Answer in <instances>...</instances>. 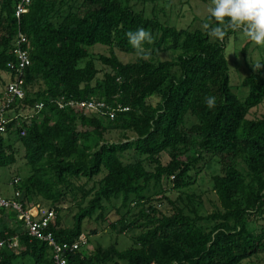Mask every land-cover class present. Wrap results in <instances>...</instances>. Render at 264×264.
Here are the masks:
<instances>
[{
    "label": "trees",
    "instance_id": "1",
    "mask_svg": "<svg viewBox=\"0 0 264 264\" xmlns=\"http://www.w3.org/2000/svg\"><path fill=\"white\" fill-rule=\"evenodd\" d=\"M138 1L82 0L76 5L78 0H31L18 18L19 0H0V75L12 74L8 64L17 58L11 47L21 31L32 60L24 103L33 108L38 101L46 102L40 116L30 122L13 120L0 134V168L9 169L18 160L16 143L7 144L16 132L29 169L25 176L13 174V197L1 196L24 210H55L46 231L69 245L66 264H242L264 253V226L260 231L251 226L253 219H264V115L252 116L264 103V69L250 67L239 84L248 89L242 98L231 82L226 52L229 38L244 32L242 28L226 26L225 36L216 38L206 28L170 24L159 15L158 0H140L155 3L152 14L138 10ZM191 2L181 0L178 12L184 14ZM209 15L204 22L217 26ZM140 27L153 37L144 45L147 58L126 35ZM97 44L109 47L111 54H92L90 48ZM116 50L136 59L124 62ZM165 53L169 58L162 59ZM98 61L106 68L100 70ZM60 96L93 97L130 109L112 119L77 107L60 108L51 101ZM210 96L216 98L214 108L206 104ZM154 99H159L156 105ZM114 130L124 139L111 142L108 134ZM129 151L140 160L125 162ZM206 154L217 156L223 165V172L213 178L220 205L205 215L195 202L202 197L189 195L188 214L168 196L167 184L173 182L170 190L193 185V171ZM119 199L121 207L115 203ZM165 200L175 204L172 214L159 207ZM66 203L78 206L72 226L62 218ZM112 209L116 214L109 217ZM93 218L118 234L142 231L132 234L125 249L99 244L89 253L80 236L86 220ZM17 238L19 246L10 247ZM79 242L80 248L71 249ZM0 243V264H19L30 257L34 264H53V248L29 233L13 205H0Z\"/></svg>",
    "mask_w": 264,
    "mask_h": 264
},
{
    "label": "rangeland",
    "instance_id": "2",
    "mask_svg": "<svg viewBox=\"0 0 264 264\" xmlns=\"http://www.w3.org/2000/svg\"><path fill=\"white\" fill-rule=\"evenodd\" d=\"M82 0H78L75 2L76 5L81 4ZM181 0H158L157 9L159 10V15L164 20H169L170 24L176 25L177 27H202L204 28L203 19H205L208 15V9L213 5L211 3H204L199 0H192L191 7H185L183 11L184 14L178 12L179 10V3ZM145 2V5L143 4ZM138 1L137 2V9L146 8L148 14H152V10L154 9L155 3L152 1ZM165 8V12L161 11V8ZM64 8H67L65 6ZM199 16V17H198ZM1 33V31H0ZM248 45V49L246 52L243 51L245 46ZM117 54L119 55L120 59L124 62L133 61L136 59V56L132 54L120 52L118 50ZM90 52L96 56L100 54H104L109 56L111 54V50L107 46H103L101 44H97L90 48ZM227 54L230 58V74H231V82L234 85L235 91L242 97L248 93L247 88L239 87V84L242 80L251 73V68L256 70L264 69V45H258L254 41L248 39L244 32H238L236 35L231 36L228 40L227 44ZM169 58V54L165 53L162 56V59ZM98 63V68L103 70L106 68L101 62ZM251 67V68H250ZM12 74L2 72L0 75V107L5 103L6 100V88L8 82L11 80ZM159 99L152 100V104L156 105ZM21 110L20 114L24 117L26 115H34L35 117L38 115L36 114L34 108L32 107H20L15 108V111ZM264 115V103L254 109L252 111V116H262ZM194 119H192V123ZM130 134H132L130 132ZM109 140L111 142H118L123 140L122 132L119 130H114L108 134ZM133 137V136H132ZM19 136H16V132L12 135L11 139L7 140V144L10 142L16 143V148L18 149V160L17 162L11 166L9 169L5 167L0 168V192L6 197H13L14 195V187L10 182L13 174L18 171L21 176H25L29 173V169L26 165L25 160V153L24 147L19 142ZM194 150V149H193ZM195 153V152H194ZM125 162H135L140 160V157L135 154L134 151H129L125 153L123 156ZM169 157L166 154L163 156V161L165 163L168 162ZM240 168H243V163L239 165ZM223 172V165L220 159L217 156H211L210 154H206L204 158H202L196 169L193 171V175L196 176V181L191 185L189 188H185L183 190H170L173 187V182H168V196L182 207L185 208L186 213L189 214L190 206H189V198L188 196H193L194 194L201 196L202 200L195 199L196 205L199 206V209L202 214H209L212 213L219 205L220 202L218 197L213 190L214 187V176L216 174H220ZM104 176L101 173L97 176L94 180L90 182V187L98 182ZM179 196H182L184 199H179ZM121 199L116 200L115 203L117 206L121 207ZM159 203V202H157ZM200 203V204H199ZM175 204H172L165 200L161 206H159L164 212L168 214H172ZM33 211L36 212L37 210L33 207ZM139 209L136 208L132 212L133 214L136 213ZM78 211V206L76 204H64V209L62 210V218L64 220V224L66 226H72L74 222V216ZM116 214L115 209L110 211L109 217H113ZM132 217V213H131ZM22 228L23 224L21 225ZM257 231H260L264 226V219L261 217L255 218L252 220V225ZM85 234L87 235L89 242L83 248L87 252L94 251L99 244L104 246H109L113 243H116L120 249H125L129 247L132 243V234L139 233L141 229H134V232L129 233L128 235L118 234L117 232L111 230L108 224L104 225L103 222L97 221L96 219H87L85 222ZM96 230V234L93 232ZM31 259V260H30ZM19 264H34L33 259L30 257L19 259ZM18 263V262H17ZM113 264V263H108ZM242 264H264V253H260L258 255L253 256L250 259H246L242 262Z\"/></svg>",
    "mask_w": 264,
    "mask_h": 264
},
{
    "label": "built area",
    "instance_id": "3",
    "mask_svg": "<svg viewBox=\"0 0 264 264\" xmlns=\"http://www.w3.org/2000/svg\"><path fill=\"white\" fill-rule=\"evenodd\" d=\"M31 0H19L16 8V16L20 18L23 13L28 11V5ZM28 38L21 31H19L18 36L15 39L11 50L13 54L17 58V62H10L8 65L12 70V78L7 84L6 88V100L5 103L0 107V134H3L7 131L8 124L13 120L23 119L25 121L30 122L34 115H26L22 116L19 112H16L14 115H9L10 112H15V108L26 107L24 100L26 99V69L32 64V60L30 57L29 47H26V43ZM55 102L60 108L66 107H77L82 109L86 113L100 115V116H108L112 119L116 117V114L119 111H128L130 109L129 106H123L121 103H117V105H113L104 100H98L96 98H87L83 100H78L75 98L60 96L51 100ZM17 105V106H16ZM45 101H38L34 105V110L37 116H40L41 111L45 108ZM21 135H26V130L23 129L21 131ZM174 178V176H172ZM19 179L17 178L16 181ZM17 195H20L17 193ZM0 205L2 206H11L20 211V218L25 221L27 228L29 229V233L37 237L43 241L49 243V245L53 248V262L54 264H66L67 259L65 257L64 252L70 249L68 244H61L55 239L54 234L52 232H47L50 222L55 218V210H50L46 207L39 208L35 207L36 212L33 211L34 208L29 210H24L22 205L16 201H8L6 198H3L0 193ZM80 242L82 245H86L88 243V237L85 234L80 236ZM79 243H74L71 249H78L81 247ZM3 243H0V249ZM18 247L19 240L15 239L13 244L10 247Z\"/></svg>",
    "mask_w": 264,
    "mask_h": 264
},
{
    "label": "clouds",
    "instance_id": "4",
    "mask_svg": "<svg viewBox=\"0 0 264 264\" xmlns=\"http://www.w3.org/2000/svg\"><path fill=\"white\" fill-rule=\"evenodd\" d=\"M208 12L209 20L214 18L218 22L215 27L210 23L204 24V28L209 29L210 35L223 38L226 34L224 30L226 26L232 29L242 28L248 39L258 45H264V0H213ZM126 35L129 43L140 56L147 58L150 55L144 47L145 42L153 41L150 31L140 27L135 31H128ZM206 104L209 108H214L216 98L208 97Z\"/></svg>",
    "mask_w": 264,
    "mask_h": 264
},
{
    "label": "water",
    "instance_id": "5",
    "mask_svg": "<svg viewBox=\"0 0 264 264\" xmlns=\"http://www.w3.org/2000/svg\"><path fill=\"white\" fill-rule=\"evenodd\" d=\"M23 197H24V193L21 195V199H23Z\"/></svg>",
    "mask_w": 264,
    "mask_h": 264
}]
</instances>
